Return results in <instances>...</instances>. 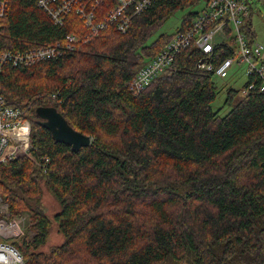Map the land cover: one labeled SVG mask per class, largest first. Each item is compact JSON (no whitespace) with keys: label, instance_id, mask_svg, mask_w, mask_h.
Here are the masks:
<instances>
[{"label":"trees","instance_id":"16d2710c","mask_svg":"<svg viewBox=\"0 0 264 264\" xmlns=\"http://www.w3.org/2000/svg\"><path fill=\"white\" fill-rule=\"evenodd\" d=\"M200 1L157 0L124 34L108 28L60 57L0 69V95L31 120L28 142L36 149L0 165V197L10 219L29 217L30 243L20 248L26 264H264L262 81L246 77L243 89L252 82L257 88L242 97V89H228L230 110L221 117L211 106L219 93L215 76L197 68L202 56L189 47L170 75L137 96L127 89L206 0L173 34L148 41ZM7 2L0 55L87 33L75 13L57 27L36 0ZM245 32L254 42L251 21ZM229 56L231 49L216 47L212 62ZM44 107L89 136L90 146L72 151L56 143L35 116ZM41 156L49 158L44 171ZM41 183L59 207L51 219L41 208ZM52 224L63 242L36 252L46 246Z\"/></svg>","mask_w":264,"mask_h":264},{"label":"built area","instance_id":"2783aa9c","mask_svg":"<svg viewBox=\"0 0 264 264\" xmlns=\"http://www.w3.org/2000/svg\"><path fill=\"white\" fill-rule=\"evenodd\" d=\"M156 1L36 0V7L47 15L54 26L61 27L65 18L75 13L87 33L81 37L68 35L63 44L3 53L0 55V69L8 65L30 67L60 57L64 51H72L79 40L89 42L108 28L124 34L133 19ZM7 10V0H0V19L6 16ZM250 11L249 0H206L204 8L186 30L174 35L159 54L142 66L128 82L127 89L133 95H139L158 76L170 75L177 56L187 48L194 47L202 56L197 68L224 79L232 67L244 65L246 77L261 80L258 87L264 92L263 48L255 41L249 42L245 32V26L251 21ZM220 46L231 49V56L216 65L212 58L215 48ZM256 88L257 85L252 82L241 92L246 95ZM24 114L22 110L7 105L0 95V165L11 163L18 156L36 152L35 147L28 142L31 130ZM48 164V157H39V168L44 171ZM22 220L8 217V205L0 197V264H26L20 251L12 244L19 234Z\"/></svg>","mask_w":264,"mask_h":264},{"label":"rangeland","instance_id":"374dc122","mask_svg":"<svg viewBox=\"0 0 264 264\" xmlns=\"http://www.w3.org/2000/svg\"><path fill=\"white\" fill-rule=\"evenodd\" d=\"M201 0L200 3L194 7L192 10L187 9L182 12H177L174 17H172L149 41L148 43L154 41L159 35L161 34H173L177 27H179L181 19L184 15L188 14L189 12H195L200 10L204 3ZM252 9L251 15V29L254 32V41L256 44H259L263 48V57H264V0H249ZM235 65L229 70L228 76L224 79L214 77V82L218 87L219 93L212 103V110L219 113L221 117L225 116L230 107L224 105V101L226 98V91L228 89L232 90H243V84L246 81V74H245V66ZM242 92L239 94V97H242ZM29 120L30 130H31V120ZM31 134V133H30ZM41 190H42V198H41V208L43 213L48 218H52L55 214L59 212V207L52 196L47 192L43 184L41 183ZM8 205V204H7ZM8 217L10 218V212L8 207ZM27 214H23L20 218L23 219L21 221V227L18 236L12 240L16 244V247L20 251L22 244L25 240L26 244L30 243V234L28 233L29 227V219ZM63 242V238L61 234L57 230V226L52 224L50 228V237L47 241L46 246L39 248L36 252H43L47 253L50 247L59 246ZM24 258V257H23ZM25 262L26 259L24 258ZM165 264H185V263H175V262H168Z\"/></svg>","mask_w":264,"mask_h":264},{"label":"water","instance_id":"95a60500","mask_svg":"<svg viewBox=\"0 0 264 264\" xmlns=\"http://www.w3.org/2000/svg\"><path fill=\"white\" fill-rule=\"evenodd\" d=\"M202 63V61L200 62ZM35 116L39 125L50 132L56 143L69 146L72 151H78L91 144V138L74 131L64 118L53 107L37 108Z\"/></svg>","mask_w":264,"mask_h":264},{"label":"bare ground","instance_id":"6f19581e","mask_svg":"<svg viewBox=\"0 0 264 264\" xmlns=\"http://www.w3.org/2000/svg\"><path fill=\"white\" fill-rule=\"evenodd\" d=\"M3 19V18H2ZM22 67V66H21ZM32 67V66H31Z\"/></svg>","mask_w":264,"mask_h":264}]
</instances>
